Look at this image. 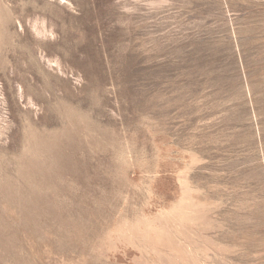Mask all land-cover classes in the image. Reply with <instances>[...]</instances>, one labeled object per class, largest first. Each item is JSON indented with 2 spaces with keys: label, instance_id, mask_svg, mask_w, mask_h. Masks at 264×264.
<instances>
[{
  "label": "rangeland",
  "instance_id": "1",
  "mask_svg": "<svg viewBox=\"0 0 264 264\" xmlns=\"http://www.w3.org/2000/svg\"><path fill=\"white\" fill-rule=\"evenodd\" d=\"M0 264H264V0H0Z\"/></svg>",
  "mask_w": 264,
  "mask_h": 264
}]
</instances>
